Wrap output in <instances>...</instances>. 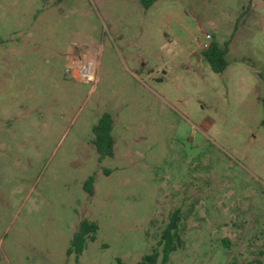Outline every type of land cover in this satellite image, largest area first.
Wrapping results in <instances>:
<instances>
[{"label": "rangeland", "instance_id": "obj_1", "mask_svg": "<svg viewBox=\"0 0 264 264\" xmlns=\"http://www.w3.org/2000/svg\"><path fill=\"white\" fill-rule=\"evenodd\" d=\"M263 96L264 0H0V264H136L175 209L183 245L156 264H264Z\"/></svg>", "mask_w": 264, "mask_h": 264}, {"label": "trees", "instance_id": "obj_2", "mask_svg": "<svg viewBox=\"0 0 264 264\" xmlns=\"http://www.w3.org/2000/svg\"><path fill=\"white\" fill-rule=\"evenodd\" d=\"M156 0H139L144 9L151 7ZM228 42L223 46L212 42L208 48L202 51V55L206 62L209 64L211 70L215 73H221L227 66L225 54L227 52ZM263 107V117L261 125L264 127V96L261 98ZM113 118L108 112H103L97 122L92 126L93 140L95 150L98 154V161L101 162L106 157H112L114 154L115 140L112 135ZM93 177L90 176L84 182V189L87 193H93ZM180 210L175 209L169 215V221L161 232L160 238L157 242L159 249H154L152 252L144 255L136 264H156L158 258L161 256V261L164 263L168 261L169 255L182 247L183 240L179 233ZM98 225L94 221L82 219L79 224L78 230L73 234L70 246L66 253L67 255H74L78 260L79 256L85 250L89 241H94ZM224 247L228 246L227 240L223 241ZM119 264H123L118 260ZM230 264H238L235 261ZM258 264H261L258 262Z\"/></svg>", "mask_w": 264, "mask_h": 264}, {"label": "bare ground", "instance_id": "obj_3", "mask_svg": "<svg viewBox=\"0 0 264 264\" xmlns=\"http://www.w3.org/2000/svg\"><path fill=\"white\" fill-rule=\"evenodd\" d=\"M87 54L90 55L89 53L80 55L77 52H75V50L73 49L72 51V56L74 57V60L72 62L73 70H74L73 73L75 76H82L91 79L93 60L92 58H86L85 55Z\"/></svg>", "mask_w": 264, "mask_h": 264}, {"label": "built area", "instance_id": "obj_4", "mask_svg": "<svg viewBox=\"0 0 264 264\" xmlns=\"http://www.w3.org/2000/svg\"><path fill=\"white\" fill-rule=\"evenodd\" d=\"M207 38H209V36L207 35ZM209 47V44L208 43H205L204 44V48L206 49V48H208Z\"/></svg>", "mask_w": 264, "mask_h": 264}]
</instances>
